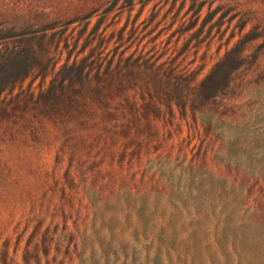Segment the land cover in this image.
Returning <instances> with one entry per match:
<instances>
[{"label":"rangeland","instance_id":"rangeland-1","mask_svg":"<svg viewBox=\"0 0 264 264\" xmlns=\"http://www.w3.org/2000/svg\"><path fill=\"white\" fill-rule=\"evenodd\" d=\"M0 264H264V0H0Z\"/></svg>","mask_w":264,"mask_h":264}]
</instances>
